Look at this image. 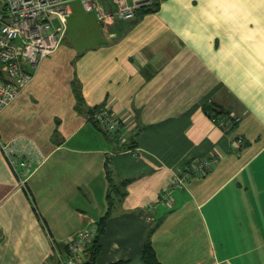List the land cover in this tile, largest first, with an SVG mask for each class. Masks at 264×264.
<instances>
[{"label":"crops","instance_id":"0c3cea01","mask_svg":"<svg viewBox=\"0 0 264 264\" xmlns=\"http://www.w3.org/2000/svg\"><path fill=\"white\" fill-rule=\"evenodd\" d=\"M154 1L106 21L71 0L62 43L0 113V264H56L53 243L66 251L111 202L96 264H145L147 240L161 264H264V0ZM194 158L211 169L166 200Z\"/></svg>","mask_w":264,"mask_h":264},{"label":"built area","instance_id":"2783aa9c","mask_svg":"<svg viewBox=\"0 0 264 264\" xmlns=\"http://www.w3.org/2000/svg\"><path fill=\"white\" fill-rule=\"evenodd\" d=\"M80 1L85 10L96 11L98 17L106 21L131 19L139 10L155 4L154 0H114L115 8L104 13L99 10V0ZM71 14V0H0V66L9 77L0 79V113L33 80L41 60L60 46ZM55 20H58V25ZM232 118L233 121L225 118L215 120L223 129L230 130L234 123L239 122L238 118ZM93 119L113 137L121 151H133L123 147L126 136L121 117L111 113L107 106H100L95 110ZM242 141L239 138L236 145ZM211 165V160L207 158H194L188 167L172 178L165 189V199L169 200L173 191L184 187L191 177L205 175ZM97 230V221L80 229L67 242L66 251L53 243L56 264H77L84 248L95 239Z\"/></svg>","mask_w":264,"mask_h":264},{"label":"trees","instance_id":"16d2710c","mask_svg":"<svg viewBox=\"0 0 264 264\" xmlns=\"http://www.w3.org/2000/svg\"><path fill=\"white\" fill-rule=\"evenodd\" d=\"M156 7L154 4L151 7H146V8H143L141 10L146 12V11H150L152 9H155ZM3 73L4 72L0 69V77L3 76ZM97 108H99V106H96V107L90 109L88 116L97 127H100L98 125V123L93 119V114ZM205 109H206L207 113H209L211 116H214L216 119L225 118L226 120L233 121V118H232L229 111H226L222 108H219V107L215 106L214 104L206 105ZM236 125H237V123H234L232 127H235ZM112 207H113V205L111 202V204H110L107 212L104 214V216H102L100 219L97 220V225H98L97 235H96L95 239L93 240V242L91 243V245L89 246V248L87 249V250H89V258L85 262H83V264H96V257L100 251V248H101L100 238L106 230L107 220L111 216ZM143 261L145 264H161V262L159 261L157 255H156V251L154 249V246L150 240H147L144 243ZM122 263L123 262H117L115 264H122Z\"/></svg>","mask_w":264,"mask_h":264}]
</instances>
